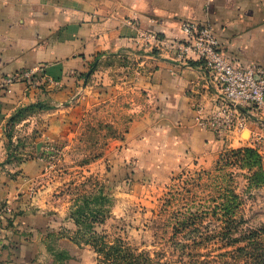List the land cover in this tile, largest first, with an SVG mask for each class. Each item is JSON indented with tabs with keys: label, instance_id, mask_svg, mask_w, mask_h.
<instances>
[{
	"label": "crops",
	"instance_id": "obj_1",
	"mask_svg": "<svg viewBox=\"0 0 264 264\" xmlns=\"http://www.w3.org/2000/svg\"><path fill=\"white\" fill-rule=\"evenodd\" d=\"M184 21L210 25L233 61L264 66V0H0V209L14 218L4 231L3 264H42L46 212H30L27 198L45 162L33 143L65 132V113L95 97L99 81L112 82V68L102 64L89 76L96 63L114 62V97L125 95L136 112L130 150L154 174L167 181L186 161L226 142L207 124L221 105L219 86L202 61L182 57L170 44L188 37ZM36 66L46 76L39 86L4 87L7 75ZM36 103L45 107L11 129L9 118ZM241 112L248 127L264 126V111Z\"/></svg>",
	"mask_w": 264,
	"mask_h": 264
},
{
	"label": "rangeland",
	"instance_id": "obj_2",
	"mask_svg": "<svg viewBox=\"0 0 264 264\" xmlns=\"http://www.w3.org/2000/svg\"><path fill=\"white\" fill-rule=\"evenodd\" d=\"M101 64L112 68L107 77L113 82L118 73L114 62L96 63L89 76ZM130 72L123 70L124 78H130ZM109 84L99 81L95 97L78 100L65 113L64 122L70 124L65 132L39 135V143H33L32 151L45 162L44 175L27 198L30 212H46L39 262L112 263L86 241L96 234L110 244L121 241L146 252L154 263L245 264L239 260L243 253L239 249L249 242L250 231L264 227V126L217 133L226 140L223 146L210 156L186 161L166 181L132 154L128 135L136 115L130 110L134 104L125 95L114 97L113 83ZM33 113L26 111L23 119ZM90 191L106 198L92 200L98 211L87 220L91 231L78 236V241L72 239L80 228L72 210ZM0 210L3 264L4 231L14 218L10 209Z\"/></svg>",
	"mask_w": 264,
	"mask_h": 264
},
{
	"label": "built area",
	"instance_id": "obj_3",
	"mask_svg": "<svg viewBox=\"0 0 264 264\" xmlns=\"http://www.w3.org/2000/svg\"><path fill=\"white\" fill-rule=\"evenodd\" d=\"M182 27L188 33L185 40H174L170 44L180 50L186 59H198L211 73L219 86V109L207 119L208 126L218 134H228L245 127L241 109L254 107L264 111V66L257 63L240 64L221 50L219 39L208 24L184 21ZM46 79L43 67H31L7 75L4 87L16 81L28 86H39ZM257 136L256 131L251 132Z\"/></svg>",
	"mask_w": 264,
	"mask_h": 264
},
{
	"label": "trees",
	"instance_id": "obj_4",
	"mask_svg": "<svg viewBox=\"0 0 264 264\" xmlns=\"http://www.w3.org/2000/svg\"><path fill=\"white\" fill-rule=\"evenodd\" d=\"M192 63L195 64V62ZM44 107L45 105L41 103L21 107L9 118L8 125H10L12 129L17 122L23 119L26 111L29 112ZM8 135L10 136L9 132ZM101 194L102 193L96 195V193L90 191L89 195H84L83 201L78 203L75 209L72 210V216L80 226V228L76 230V236L72 237V239L78 240V236L91 231V224L87 223V220L98 211V209H93L91 206L92 200L98 202L100 199H105L106 197ZM83 224L84 226L82 227ZM179 231H182V228H180ZM91 236L94 240L90 241V239H86V241L91 242L98 248V251L101 252L100 254L105 256V261L112 260L113 262L110 264H159L154 263L148 253L137 252L136 249L125 245V243L121 241L110 244V242H107L102 236L96 234H92ZM248 239L249 242L247 245L239 249L243 252L239 260L244 259L246 261L245 264H264V227L258 228V231H250L248 233ZM55 254L62 255L63 252L61 250H55Z\"/></svg>",
	"mask_w": 264,
	"mask_h": 264
},
{
	"label": "water",
	"instance_id": "obj_5",
	"mask_svg": "<svg viewBox=\"0 0 264 264\" xmlns=\"http://www.w3.org/2000/svg\"><path fill=\"white\" fill-rule=\"evenodd\" d=\"M41 144H39V147H40Z\"/></svg>",
	"mask_w": 264,
	"mask_h": 264
}]
</instances>
